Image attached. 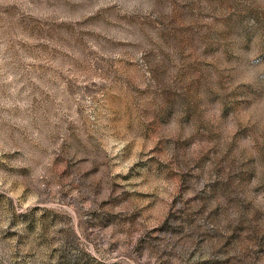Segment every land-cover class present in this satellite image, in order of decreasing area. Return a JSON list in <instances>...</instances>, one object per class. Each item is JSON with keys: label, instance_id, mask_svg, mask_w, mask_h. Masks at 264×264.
Instances as JSON below:
<instances>
[{"label": "rangeland", "instance_id": "1", "mask_svg": "<svg viewBox=\"0 0 264 264\" xmlns=\"http://www.w3.org/2000/svg\"><path fill=\"white\" fill-rule=\"evenodd\" d=\"M0 264H264V0H0Z\"/></svg>", "mask_w": 264, "mask_h": 264}]
</instances>
